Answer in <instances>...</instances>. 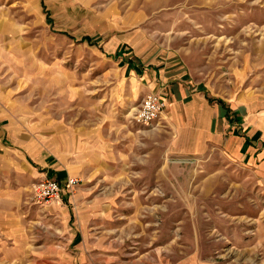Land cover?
Returning a JSON list of instances; mask_svg holds the SVG:
<instances>
[{
    "label": "rangeland",
    "instance_id": "374dc122",
    "mask_svg": "<svg viewBox=\"0 0 264 264\" xmlns=\"http://www.w3.org/2000/svg\"><path fill=\"white\" fill-rule=\"evenodd\" d=\"M130 56L264 110V0H0V264H264L260 163L135 121Z\"/></svg>",
    "mask_w": 264,
    "mask_h": 264
},
{
    "label": "crops",
    "instance_id": "0c3cea01",
    "mask_svg": "<svg viewBox=\"0 0 264 264\" xmlns=\"http://www.w3.org/2000/svg\"><path fill=\"white\" fill-rule=\"evenodd\" d=\"M131 57L127 62L139 74L141 69L137 68ZM183 68L152 65L148 62L141 71L146 90L148 93H161L170 105L172 115L180 117L183 124L190 125L192 141L199 146V151L205 149L211 141L227 137L236 143V154L256 164L259 162L264 171V110L259 111V105L254 108L244 102L211 99L199 83L192 82L190 72ZM219 99L223 100L222 105ZM191 126L195 127L191 129ZM228 148H231L230 145ZM71 218L69 214L68 219Z\"/></svg>",
    "mask_w": 264,
    "mask_h": 264
},
{
    "label": "built area",
    "instance_id": "2783aa9c",
    "mask_svg": "<svg viewBox=\"0 0 264 264\" xmlns=\"http://www.w3.org/2000/svg\"><path fill=\"white\" fill-rule=\"evenodd\" d=\"M165 106L166 103L161 93L149 92L143 98L133 118L139 123L150 124L163 113ZM77 183L78 178L70 177L67 180L68 187H73ZM63 192L64 187L60 181L45 176L37 183L34 198L39 204H50L54 201H62Z\"/></svg>",
    "mask_w": 264,
    "mask_h": 264
},
{
    "label": "trees",
    "instance_id": "16d2710c",
    "mask_svg": "<svg viewBox=\"0 0 264 264\" xmlns=\"http://www.w3.org/2000/svg\"><path fill=\"white\" fill-rule=\"evenodd\" d=\"M85 39H86V40H91V38H89V37H87V36L85 37ZM118 54H119V52H118ZM218 102L220 103V105H222L223 100H222V99H219Z\"/></svg>",
    "mask_w": 264,
    "mask_h": 264
}]
</instances>
